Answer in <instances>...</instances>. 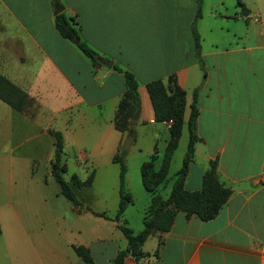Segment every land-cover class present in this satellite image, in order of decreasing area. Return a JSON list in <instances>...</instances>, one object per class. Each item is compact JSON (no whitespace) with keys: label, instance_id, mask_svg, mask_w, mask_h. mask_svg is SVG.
I'll return each instance as SVG.
<instances>
[{"label":"crops","instance_id":"obj_1","mask_svg":"<svg viewBox=\"0 0 264 264\" xmlns=\"http://www.w3.org/2000/svg\"><path fill=\"white\" fill-rule=\"evenodd\" d=\"M57 2L78 23L81 38L112 61L110 67L93 64L59 34ZM241 2L232 14L216 11L223 6L217 1L209 14L196 15L163 14L178 13L180 4L193 11L195 0H0V74L27 95L22 110L0 99V264H85L75 245L87 248L94 264H110L125 249L113 219L119 164L112 157L129 133L113 124L126 89L114 64L133 73L139 98L125 150L124 189L133 199L121 216L125 224L138 201L142 222L150 195L140 164L156 149L158 168L168 138L167 122L154 119L145 85L151 80L174 75L184 89L183 126L196 94L199 139L184 187L199 189L215 160L220 181L231 189L213 218L177 212L169 230L144 241V257L128 255L124 264H264V25L253 20L264 15V0ZM49 130L61 133L65 172L69 162L74 167L67 180L93 173L88 196L74 187L81 207L61 201L59 189L48 194L46 176L38 171L47 158L52 176ZM169 171L170 165L157 189L162 197L176 172ZM141 222L135 224L139 230Z\"/></svg>","mask_w":264,"mask_h":264},{"label":"trees","instance_id":"obj_2","mask_svg":"<svg viewBox=\"0 0 264 264\" xmlns=\"http://www.w3.org/2000/svg\"><path fill=\"white\" fill-rule=\"evenodd\" d=\"M236 4L243 7L241 0H236ZM54 24L62 37L76 44L78 49L93 64L100 65L96 60L97 53L81 38L78 23L73 17H68L61 11L55 15ZM196 37L194 33V38L196 39ZM113 68L122 71L126 86L124 94L117 104L113 124L121 132L133 134L130 119L134 116L139 106L137 80L131 71L122 70L115 64ZM145 85L152 104L154 119L165 122L171 120L172 122L168 128V138L158 168L154 166L156 149H154V153L140 164L141 182L144 189L149 193L150 198L142 220L143 228L139 232L134 233L121 219L125 207L133 200L131 194L124 189L126 151L118 149V152L112 157V160L119 164V201L113 219L118 221L116 225L126 239V247L118 250L110 264H124V258L128 255L135 261L144 257L145 253L142 250V244L147 237L156 231L169 230L175 215L179 211L184 212L186 216L195 215L201 220L213 218L231 193V189L225 186L218 177L215 160H211L203 172L199 189L188 190L184 187V178L188 173L194 154V144L199 139L196 131L198 110L195 92L186 122L188 140L181 165L175 172L168 196L162 197L158 193V187L167 178L171 157L178 146L182 133L185 91L177 84L174 75H170L166 82L161 79H155ZM0 99L12 108L22 110L27 102V95L22 89L0 74ZM49 132L54 137V158L51 162L52 176L59 186L60 194L69 200L72 205L81 207L83 204L77 198L74 187L88 186L91 183L93 173L91 172L84 180H79L75 175H71L70 180H66L63 177V173L66 171L65 166L60 163L62 153L61 133L57 130H49ZM86 209L89 208L86 207ZM93 213L108 218L104 212L93 211ZM160 243L161 241L158 242L154 254H157ZM73 248L76 254L82 257L85 264H94L87 248L82 245H75Z\"/></svg>","mask_w":264,"mask_h":264},{"label":"rangeland","instance_id":"obj_3","mask_svg":"<svg viewBox=\"0 0 264 264\" xmlns=\"http://www.w3.org/2000/svg\"><path fill=\"white\" fill-rule=\"evenodd\" d=\"M217 1H223V6H218L216 8V11H221L224 12L225 10L232 14L234 11L233 5H235V0H195V8L192 11V7L190 8V4H183L186 5V7H183V9L181 8L180 4V10L178 13L172 11V12H163V14H206L208 11V14L210 12V8L213 4H215ZM226 8V9H225ZM214 9V8H213ZM146 131V130H144ZM164 132V131H163ZM165 133H163L164 135ZM187 140H188V131L186 128V125L183 126L182 128V134L180 136L179 139V143L178 146L176 147L174 154L172 156V160H171V164H170V174H172L173 172H175L181 165V159L185 153V149H186V144H187ZM161 140L159 141V145L162 143H160ZM142 145L145 146L146 145V138L143 137L142 141H141ZM160 149H163V146L160 145ZM162 153V152H161ZM68 156V160H71V156L73 155V153L68 152L67 153ZM129 169L132 171V167L131 164H129ZM40 173H44L46 176V190L48 191V194H54L55 191H57L59 189V186L57 184V182L55 181L54 177L51 176L49 174L50 172V162L49 159L46 158V162L45 163H41L39 170ZM74 171V167L72 166V163L69 162L68 163V170L67 172H65L64 178L67 180L70 176V173H72ZM80 192H84L83 194L84 197L88 196V191H86V186L83 187H79ZM169 191V187L166 186L163 190H162V195L166 196L167 192ZM82 194H78V196L80 197ZM59 198L61 199V201L63 202H67L66 198L63 195H59ZM140 206H141V202L138 201V203H136V205H134L133 208H131V210L128 212L129 216V224H127V226L133 230L135 233L139 232V227L135 226L136 223H138V221L141 222V219H138V212L140 211ZM141 227L142 226V222H141ZM119 229V228H118ZM138 229V230H136ZM120 230V229H119ZM120 234L122 233L121 230L119 231ZM123 235V233H122ZM124 237V235H123Z\"/></svg>","mask_w":264,"mask_h":264},{"label":"water","instance_id":"obj_4","mask_svg":"<svg viewBox=\"0 0 264 264\" xmlns=\"http://www.w3.org/2000/svg\"><path fill=\"white\" fill-rule=\"evenodd\" d=\"M62 9H63V7H62V5H61L60 3H58V2L55 3V5H54V14H57V13L61 12ZM96 60H97L100 64L106 65V66H108V67H110V66L112 65V61H111V60H109V59H107V58H104V57H102V56H97V57H96ZM131 141H132V135L129 134V135L126 136V138L124 139V141H123V143H122V145H121V148H122L123 150H127V149L129 148V146H130Z\"/></svg>","mask_w":264,"mask_h":264},{"label":"built area","instance_id":"obj_5","mask_svg":"<svg viewBox=\"0 0 264 264\" xmlns=\"http://www.w3.org/2000/svg\"><path fill=\"white\" fill-rule=\"evenodd\" d=\"M253 20L264 25V15H256L253 17ZM171 122V120L167 121L168 127L170 126Z\"/></svg>","mask_w":264,"mask_h":264}]
</instances>
